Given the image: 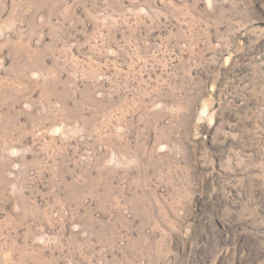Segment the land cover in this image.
I'll use <instances>...</instances> for the list:
<instances>
[{
	"label": "rangeland",
	"instance_id": "1",
	"mask_svg": "<svg viewBox=\"0 0 264 264\" xmlns=\"http://www.w3.org/2000/svg\"><path fill=\"white\" fill-rule=\"evenodd\" d=\"M0 264H264V0H0Z\"/></svg>",
	"mask_w": 264,
	"mask_h": 264
}]
</instances>
